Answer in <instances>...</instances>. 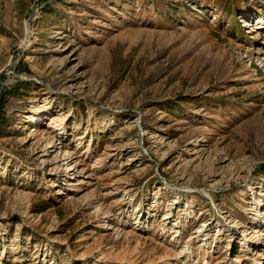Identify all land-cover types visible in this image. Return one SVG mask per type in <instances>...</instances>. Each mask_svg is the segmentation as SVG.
I'll list each match as a JSON object with an SVG mask.
<instances>
[{
  "label": "rangeland",
  "instance_id": "1",
  "mask_svg": "<svg viewBox=\"0 0 264 264\" xmlns=\"http://www.w3.org/2000/svg\"><path fill=\"white\" fill-rule=\"evenodd\" d=\"M0 74V264H264V0H0Z\"/></svg>",
  "mask_w": 264,
  "mask_h": 264
},
{
  "label": "water",
  "instance_id": "2",
  "mask_svg": "<svg viewBox=\"0 0 264 264\" xmlns=\"http://www.w3.org/2000/svg\"><path fill=\"white\" fill-rule=\"evenodd\" d=\"M1 74H2V73H1ZM1 74H0V75H1ZM0 78H1V76H0ZM0 93H1V89H0Z\"/></svg>",
  "mask_w": 264,
  "mask_h": 264
},
{
  "label": "bare ground",
  "instance_id": "3",
  "mask_svg": "<svg viewBox=\"0 0 264 264\" xmlns=\"http://www.w3.org/2000/svg\"><path fill=\"white\" fill-rule=\"evenodd\" d=\"M260 24V23H259ZM246 26H248L247 24H246Z\"/></svg>",
  "mask_w": 264,
  "mask_h": 264
}]
</instances>
